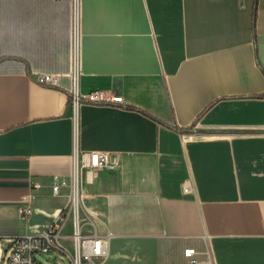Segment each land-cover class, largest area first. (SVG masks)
Instances as JSON below:
<instances>
[{
	"label": "crops",
	"instance_id": "0c3cea01",
	"mask_svg": "<svg viewBox=\"0 0 264 264\" xmlns=\"http://www.w3.org/2000/svg\"><path fill=\"white\" fill-rule=\"evenodd\" d=\"M73 10L0 0L1 241L43 234L71 204L69 186L52 187L73 169ZM78 12V90L123 98L77 115L79 150L119 160L83 175V230L109 235L98 264H192L187 248L196 264H264V0H78Z\"/></svg>",
	"mask_w": 264,
	"mask_h": 264
},
{
	"label": "built area",
	"instance_id": "2783aa9c",
	"mask_svg": "<svg viewBox=\"0 0 264 264\" xmlns=\"http://www.w3.org/2000/svg\"><path fill=\"white\" fill-rule=\"evenodd\" d=\"M74 5L73 23L71 30V61L69 75L73 87L70 89L69 107L74 122V152L73 169L69 182H54L52 190L59 194L62 186L71 188V204L63 209L58 221L40 235H23L5 242L0 256V264H98L109 254V235H102L97 230L84 232L85 224L81 215V200L84 196L82 181L84 172L94 173L103 169H115L119 165L118 156L106 151H80L77 143V115L82 104H109L123 102L121 96H109L103 90H94L81 93L78 90V81L82 74V38L78 25V0H72ZM37 82L44 85H58L59 74L38 73ZM35 187H41L39 182ZM189 191V186H185ZM22 212L28 214L29 208ZM70 221L71 233H66V222ZM1 242V240H0ZM195 248H187L185 255L192 264L198 263L195 257Z\"/></svg>",
	"mask_w": 264,
	"mask_h": 264
},
{
	"label": "rangeland",
	"instance_id": "374dc122",
	"mask_svg": "<svg viewBox=\"0 0 264 264\" xmlns=\"http://www.w3.org/2000/svg\"><path fill=\"white\" fill-rule=\"evenodd\" d=\"M4 243H5V241L0 242V256L2 255V249L5 246Z\"/></svg>",
	"mask_w": 264,
	"mask_h": 264
}]
</instances>
